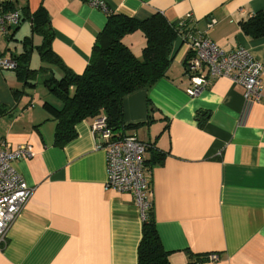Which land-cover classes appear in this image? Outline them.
<instances>
[{"label":"crops","instance_id":"crops-1","mask_svg":"<svg viewBox=\"0 0 264 264\" xmlns=\"http://www.w3.org/2000/svg\"><path fill=\"white\" fill-rule=\"evenodd\" d=\"M11 3L20 23L0 30V57L30 50L34 69L48 67L39 55L37 67L31 64L29 39L37 47L42 37L32 35L29 15L39 8L46 12L52 55L75 74L85 70L108 13L138 20L159 13L169 22L189 16V27L218 46L244 47L264 65V35L251 37L241 28L264 10V0H107L108 12L84 0ZM123 40L141 57L142 32ZM188 52L178 37L168 77L123 97L125 132L148 144L160 242L168 264H264V74L258 101L225 77L189 97ZM40 71V78L49 74ZM41 80L30 87L15 69L0 68V142L11 145L7 150L28 143L34 152L12 163L33 192L8 229L0 264H138L143 219L130 193L105 187L106 153L97 147L93 118L75 124V138L55 144V121L44 103L59 108L61 101ZM209 253L218 259L207 260Z\"/></svg>","mask_w":264,"mask_h":264},{"label":"trees","instance_id":"trees-1","mask_svg":"<svg viewBox=\"0 0 264 264\" xmlns=\"http://www.w3.org/2000/svg\"><path fill=\"white\" fill-rule=\"evenodd\" d=\"M5 9L15 10L12 3ZM29 16L32 35L42 37L37 47H33L31 38L29 43L32 50L37 48L40 61L48 67L31 68V51L27 50L13 57L16 62L14 69L17 77L30 87H34L33 81H36L40 70L49 71L47 76L42 77V84L61 101V106L58 108L47 102L44 106L55 121L54 142L59 146L75 138V124L100 114L106 115L113 137L124 136L128 125L123 120V97L136 89L150 88L161 78L168 77L173 42L189 28L191 22L190 18L185 19L183 25L178 23L180 19L169 22L159 13L144 20L108 13L85 70L82 74H75L52 55L45 10L39 8ZM241 28L251 37L263 36L264 10L241 22ZM137 30L146 39L141 57L135 56L123 40L126 34ZM53 67L57 68L59 75L54 73ZM137 259L138 264H168L167 252L160 242L151 209L142 222Z\"/></svg>","mask_w":264,"mask_h":264},{"label":"built area","instance_id":"built-area-1","mask_svg":"<svg viewBox=\"0 0 264 264\" xmlns=\"http://www.w3.org/2000/svg\"><path fill=\"white\" fill-rule=\"evenodd\" d=\"M14 0H0V30L7 33L19 24L18 10H6L5 6ZM94 8L108 12L107 0H84ZM178 22L183 25L184 20ZM211 18L207 25H211ZM179 38L188 45L189 52L186 66L189 83L185 93L189 97L199 95L216 78L225 77L241 85L246 99L258 101L263 88L264 65L256 60L244 47L227 51L214 43L205 33L187 28ZM13 58L0 57V68L14 69ZM91 130L95 136L97 147L104 149L107 160L106 189L120 193H130L139 208L142 219L152 208L151 187L149 183L150 169L145 164V153L148 144L139 140L135 134H125L120 138L113 137L104 114L93 117ZM11 145L0 142V248L7 241V232L17 217L33 188L24 181L12 163L15 160L34 155L28 143L18 144L11 150ZM207 260H217V253L206 255Z\"/></svg>","mask_w":264,"mask_h":264},{"label":"rangeland","instance_id":"rangeland-1","mask_svg":"<svg viewBox=\"0 0 264 264\" xmlns=\"http://www.w3.org/2000/svg\"><path fill=\"white\" fill-rule=\"evenodd\" d=\"M19 30V29H18ZM35 50H34V53H32L33 55H32V60H31V64H32V66H34V67H37V65L39 64V62H37V60H38V51H37V48L35 47L34 48ZM37 62V63H36ZM36 64V65H35ZM41 71H39V74H41V76H42V72L40 73ZM39 74H38V79L39 80H41V78L39 77ZM41 85L39 84L38 85V87H40ZM36 93H38V91L36 90Z\"/></svg>","mask_w":264,"mask_h":264},{"label":"bare ground","instance_id":"bare-ground-1","mask_svg":"<svg viewBox=\"0 0 264 264\" xmlns=\"http://www.w3.org/2000/svg\"><path fill=\"white\" fill-rule=\"evenodd\" d=\"M128 134V133H127ZM6 142V141H5ZM148 150V149H147Z\"/></svg>","mask_w":264,"mask_h":264}]
</instances>
